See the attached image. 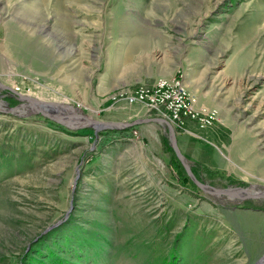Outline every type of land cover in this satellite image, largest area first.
Returning a JSON list of instances; mask_svg holds the SVG:
<instances>
[{"label": "rangeland", "instance_id": "374dc122", "mask_svg": "<svg viewBox=\"0 0 264 264\" xmlns=\"http://www.w3.org/2000/svg\"><path fill=\"white\" fill-rule=\"evenodd\" d=\"M179 74L218 110L175 130L189 168L254 196L192 182L164 124L5 111L130 123L157 115L110 96ZM0 82V264H264V0H0Z\"/></svg>", "mask_w": 264, "mask_h": 264}, {"label": "built area", "instance_id": "2783aa9c", "mask_svg": "<svg viewBox=\"0 0 264 264\" xmlns=\"http://www.w3.org/2000/svg\"><path fill=\"white\" fill-rule=\"evenodd\" d=\"M110 98L114 102L141 103L146 111H154L157 117L167 119L175 130L185 129L188 122L204 130L218 116L214 107L197 106L196 97L190 94L180 74L170 78L161 76L131 90H119Z\"/></svg>", "mask_w": 264, "mask_h": 264}, {"label": "water", "instance_id": "95a60500", "mask_svg": "<svg viewBox=\"0 0 264 264\" xmlns=\"http://www.w3.org/2000/svg\"><path fill=\"white\" fill-rule=\"evenodd\" d=\"M0 88H7V89H10L9 86L7 85H4L0 82ZM17 96L19 97L20 100H22L23 102L22 103H19L18 105H16L15 107H11L9 105L6 104V108H5V111L6 112H9L11 114H15V115H23V116H30L33 112H36V113H39V114H42L44 117H48L50 118L51 120H53L54 122L56 123H59L60 125H64L68 128H71V129H76V127H87V126H98L96 127L97 130L101 129L102 127H111V128H116V129H120V128H125V127H133L134 125H137L139 123H147L148 121H153V122H157V123H160V124H164L166 125L168 131H169V140H170V145H171V148L174 152V154H176L177 158L179 159L182 167L185 169L187 175L189 176V178L191 179L192 182H195L200 188L204 189V190H211L212 192H214L215 194H218V195H227V196H231V197H238V198H241V199H244L246 197H251V196H254L253 194H249L247 192H240V191H235L237 189H242L240 187H236V188H218V187H214V186H211V185H207V184H204L202 182H200L196 176L194 175V173L192 172L191 168H189V165L187 164L186 160H185V157L183 154H181L180 152V149L177 145V139H176V132H175V129L173 127V125L170 124V122L165 119V118H161V117H157V116H154V117H148L147 119H143V120H134L133 122H130V123H125V122H100L98 120H95L93 118H91V120H83L81 122H66V121H61L59 120L58 118L56 117H53L49 114H45L42 110H40V108H38L37 106H35V104L33 103V101H31L29 99V96H26V95H23L21 94L20 92L16 93ZM26 102L29 104V107L31 106L33 109V111H27L25 112L24 114L22 113H18V109H20L21 107L24 108L26 107ZM1 111H4L2 109H0ZM244 190V189H242ZM256 197H260L261 196V193H258L255 195Z\"/></svg>", "mask_w": 264, "mask_h": 264}, {"label": "bare ground", "instance_id": "6f19581e", "mask_svg": "<svg viewBox=\"0 0 264 264\" xmlns=\"http://www.w3.org/2000/svg\"><path fill=\"white\" fill-rule=\"evenodd\" d=\"M29 99L31 101H33V103L35 104V106H37L38 108H40V110H42V111L43 110L45 111V109H47V108H56L58 110L59 114H57L53 110H52V113H51L50 110H48V109H47L48 110V113H46L44 111L43 112L45 114H49L50 113L49 115H51L53 117H56V118H58L61 121H66V122H69V123L73 122L74 123V122H81L83 120H91V119H82V116H80L75 111V109H73L71 107H68L67 105H65L63 103H61V104H57V103H53V102L44 103V102H42L40 100H37V99H34V98L32 99V98L29 97ZM0 106H3V105L0 103ZM27 106H29V104L26 102V107ZM26 107H24V108H26ZM21 108L18 109V113L19 112L20 113L23 112V110H21ZM30 108L33 109L31 106H30ZM63 112H65V113H63ZM66 113H67V115H66ZM53 114H55V115H53ZM96 127H98V126H95V128ZM235 191L245 192V190H242V189H237Z\"/></svg>", "mask_w": 264, "mask_h": 264}, {"label": "trees", "instance_id": "16d2710c", "mask_svg": "<svg viewBox=\"0 0 264 264\" xmlns=\"http://www.w3.org/2000/svg\"><path fill=\"white\" fill-rule=\"evenodd\" d=\"M171 148V147H170ZM171 151H172V153L174 154V152H173V150H172V148H171ZM173 157H174V161L175 162H179V159L177 158V156H176V154H174L173 155ZM180 163V162H179ZM176 167H178L177 165H176ZM194 173H195V171H194ZM186 177V176H185ZM187 178V177H186ZM34 255V254H33ZM30 257H32V256H30ZM30 257L28 258V261L27 262H29L30 261Z\"/></svg>", "mask_w": 264, "mask_h": 264}, {"label": "crops", "instance_id": "0c3cea01", "mask_svg": "<svg viewBox=\"0 0 264 264\" xmlns=\"http://www.w3.org/2000/svg\"><path fill=\"white\" fill-rule=\"evenodd\" d=\"M163 77H164V76H163ZM157 78H159V77H157ZM142 106H143V105H142ZM144 108H145V107H144ZM152 113H155V112H154V111H150V112H149V115H151ZM155 115H156V113H155ZM188 124L194 125L195 128L198 129L197 126H196V124H194L193 122H192V123H190V122L186 123L187 126H188Z\"/></svg>", "mask_w": 264, "mask_h": 264}]
</instances>
